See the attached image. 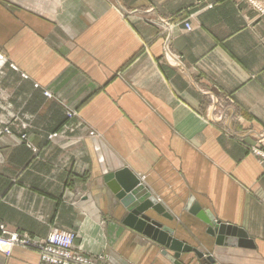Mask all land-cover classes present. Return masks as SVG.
Instances as JSON below:
<instances>
[{
  "label": "crops",
  "instance_id": "obj_1",
  "mask_svg": "<svg viewBox=\"0 0 264 264\" xmlns=\"http://www.w3.org/2000/svg\"><path fill=\"white\" fill-rule=\"evenodd\" d=\"M0 53L6 231H74L73 251L102 264H175L120 222L103 178L126 167L202 253L180 264H264V162L248 150L264 137V15L241 0H0ZM193 204L251 244L215 245Z\"/></svg>",
  "mask_w": 264,
  "mask_h": 264
},
{
  "label": "water",
  "instance_id": "obj_2",
  "mask_svg": "<svg viewBox=\"0 0 264 264\" xmlns=\"http://www.w3.org/2000/svg\"><path fill=\"white\" fill-rule=\"evenodd\" d=\"M104 182L111 191L116 204H120L123 215L120 222L122 225L133 231L154 240L165 250L172 251V260L175 264H180L179 257L182 253L193 252L197 257L202 253L174 236V230L166 221H172L173 217L167 209L151 195L140 183L139 178L128 168L123 167L117 171L104 175ZM198 219L207 226L206 232L214 238L215 245L237 244L249 246L252 241L247 234L240 228L215 221L212 217L200 213L194 204L188 209ZM230 238V239H227ZM235 239V240H234ZM230 240V241H228Z\"/></svg>",
  "mask_w": 264,
  "mask_h": 264
},
{
  "label": "built area",
  "instance_id": "obj_3",
  "mask_svg": "<svg viewBox=\"0 0 264 264\" xmlns=\"http://www.w3.org/2000/svg\"><path fill=\"white\" fill-rule=\"evenodd\" d=\"M258 13L264 14V0H245ZM212 5H208L211 7ZM185 28L190 30L188 23H184ZM159 26L163 29H170V24L165 20L159 22ZM4 57L0 53V63L4 62ZM43 95L49 97L47 91H43ZM76 114L72 111L66 112L68 119L74 117ZM3 132L9 133L7 128ZM61 133L53 132L47 136L49 140L60 136ZM97 134L93 130H87V136L95 137ZM20 139L24 141L26 146L32 148L34 152L37 150L27 140L25 134L20 135ZM256 145H249L248 150L251 154L258 157L264 162V137H261ZM76 234L73 231H61L57 229L51 230L44 238H32L26 233L8 232L3 226H0V252L9 255L14 247H20L27 250H32L38 255V264H102V256L97 259H91L81 256L73 251V245Z\"/></svg>",
  "mask_w": 264,
  "mask_h": 264
},
{
  "label": "rangeland",
  "instance_id": "obj_4",
  "mask_svg": "<svg viewBox=\"0 0 264 264\" xmlns=\"http://www.w3.org/2000/svg\"><path fill=\"white\" fill-rule=\"evenodd\" d=\"M241 1H244L256 14H257V16L258 17H260V16H263L264 14H260V13H258L255 9H253L250 5H249V3L247 2V1H245V0H241ZM164 20V19H163ZM167 22V21H166ZM184 23H187V22H184ZM169 24V23H168ZM171 26V25H170ZM185 26V25H184ZM170 228H172L174 231H176V226H174L173 224L171 225V226H169ZM74 232V231H73ZM75 233V232H74Z\"/></svg>",
  "mask_w": 264,
  "mask_h": 264
},
{
  "label": "bare ground",
  "instance_id": "obj_5",
  "mask_svg": "<svg viewBox=\"0 0 264 264\" xmlns=\"http://www.w3.org/2000/svg\"><path fill=\"white\" fill-rule=\"evenodd\" d=\"M140 183H141V181H140ZM142 184V183H141Z\"/></svg>",
  "mask_w": 264,
  "mask_h": 264
}]
</instances>
